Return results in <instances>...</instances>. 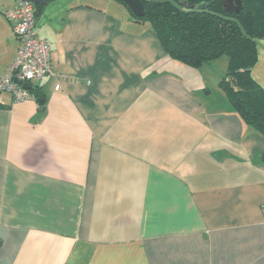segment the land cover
Listing matches in <instances>:
<instances>
[{
	"label": "crops",
	"instance_id": "obj_1",
	"mask_svg": "<svg viewBox=\"0 0 264 264\" xmlns=\"http://www.w3.org/2000/svg\"><path fill=\"white\" fill-rule=\"evenodd\" d=\"M37 7L52 70L41 99L2 97L0 264H264V139L218 86L227 59H171L117 0Z\"/></svg>",
	"mask_w": 264,
	"mask_h": 264
},
{
	"label": "trees",
	"instance_id": "obj_2",
	"mask_svg": "<svg viewBox=\"0 0 264 264\" xmlns=\"http://www.w3.org/2000/svg\"><path fill=\"white\" fill-rule=\"evenodd\" d=\"M117 1L135 21L149 24L171 59L199 68L225 56L227 68L218 86L244 123L264 139V90L251 76L258 43L264 40V0H241L238 12L226 10L225 0H212L196 10L182 7L177 0H139L142 17ZM34 8L37 18L38 7ZM30 91L41 99L38 86ZM261 160L264 163V148Z\"/></svg>",
	"mask_w": 264,
	"mask_h": 264
},
{
	"label": "built area",
	"instance_id": "obj_3",
	"mask_svg": "<svg viewBox=\"0 0 264 264\" xmlns=\"http://www.w3.org/2000/svg\"><path fill=\"white\" fill-rule=\"evenodd\" d=\"M4 16L18 40V49L4 73L0 74V105L6 94L12 104H19L34 100L30 87L51 72L50 44L35 32V8L31 3L14 0V7L6 10ZM261 209L264 214V204Z\"/></svg>",
	"mask_w": 264,
	"mask_h": 264
},
{
	"label": "water",
	"instance_id": "obj_4",
	"mask_svg": "<svg viewBox=\"0 0 264 264\" xmlns=\"http://www.w3.org/2000/svg\"><path fill=\"white\" fill-rule=\"evenodd\" d=\"M31 3L34 6L45 5L49 0H24ZM133 14L137 17H142L144 15V7L139 0H121ZM179 5L188 9L196 10L198 8L204 7L212 0H177ZM224 8L231 12H238L241 8V0H225L223 2ZM43 101L39 100V105H42Z\"/></svg>",
	"mask_w": 264,
	"mask_h": 264
},
{
	"label": "rangeland",
	"instance_id": "obj_5",
	"mask_svg": "<svg viewBox=\"0 0 264 264\" xmlns=\"http://www.w3.org/2000/svg\"><path fill=\"white\" fill-rule=\"evenodd\" d=\"M221 59H226V57H225V56H223V57H221ZM217 63H219V62H217Z\"/></svg>",
	"mask_w": 264,
	"mask_h": 264
}]
</instances>
